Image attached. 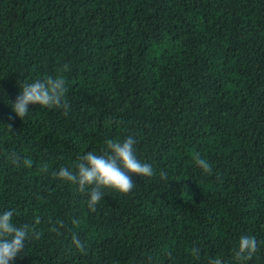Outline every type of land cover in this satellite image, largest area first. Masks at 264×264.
I'll return each instance as SVG.
<instances>
[{"label": "trees", "instance_id": "obj_1", "mask_svg": "<svg viewBox=\"0 0 264 264\" xmlns=\"http://www.w3.org/2000/svg\"><path fill=\"white\" fill-rule=\"evenodd\" d=\"M50 77L68 107L18 118ZM129 135L154 174L127 194L93 211L53 175ZM4 209L30 228L11 264H264V0H0Z\"/></svg>", "mask_w": 264, "mask_h": 264}, {"label": "clouds", "instance_id": "obj_2", "mask_svg": "<svg viewBox=\"0 0 264 264\" xmlns=\"http://www.w3.org/2000/svg\"><path fill=\"white\" fill-rule=\"evenodd\" d=\"M15 100L11 103L12 112L18 117H25L30 105L44 108H67L65 94L67 91L62 78H48L21 85ZM136 139L129 135L122 140H105L102 154L89 151L76 163L74 170L60 167L53 175L60 181L76 185L83 192L86 189L87 207L95 210L104 199L105 191L127 194L135 186L133 177H152L153 168L149 163L142 162L136 154ZM197 167L204 172L210 170L208 161L197 158ZM30 239L28 225H18L14 221L12 210H0V264H11L26 248ZM77 246L79 241L75 240ZM256 238L249 235L239 237L236 257L250 258L256 251ZM211 264H221L214 260Z\"/></svg>", "mask_w": 264, "mask_h": 264}]
</instances>
